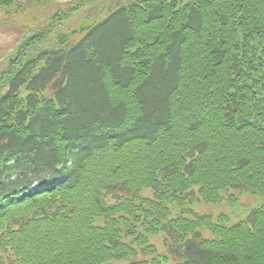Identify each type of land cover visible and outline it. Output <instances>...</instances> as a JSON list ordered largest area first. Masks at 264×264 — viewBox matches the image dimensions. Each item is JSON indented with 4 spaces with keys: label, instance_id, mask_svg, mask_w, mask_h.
<instances>
[{
    "label": "trees",
    "instance_id": "obj_1",
    "mask_svg": "<svg viewBox=\"0 0 264 264\" xmlns=\"http://www.w3.org/2000/svg\"><path fill=\"white\" fill-rule=\"evenodd\" d=\"M88 2L0 70V264H264V205L195 209L264 195V0H124L58 32Z\"/></svg>",
    "mask_w": 264,
    "mask_h": 264
},
{
    "label": "rangeland",
    "instance_id": "obj_2",
    "mask_svg": "<svg viewBox=\"0 0 264 264\" xmlns=\"http://www.w3.org/2000/svg\"><path fill=\"white\" fill-rule=\"evenodd\" d=\"M66 0H49L46 5L41 7L27 8L23 13H15L14 8L9 10L10 13L0 9V70L5 68V61L7 58L12 57L16 51V46L20 42L21 36L24 33H32L31 30H42L47 24L46 20L62 5H66ZM71 0H67V3ZM124 0H89L87 12L80 11L69 20H67L63 27L58 29V32L63 34H70L75 30L80 29L94 18L96 21L104 19L109 11L114 9L117 4H122ZM23 5V3L21 2ZM63 7V9H65ZM26 32V30H28ZM80 35L75 34L70 41H76ZM147 190V189H146ZM145 190V191H146ZM148 192V191H147ZM264 205L263 196H253L249 194L239 195L238 202L234 205L222 202L215 205L198 204L195 209L200 212L208 213L216 217L220 213L228 216L229 224L234 223L236 220L244 217L249 209L260 207Z\"/></svg>",
    "mask_w": 264,
    "mask_h": 264
}]
</instances>
